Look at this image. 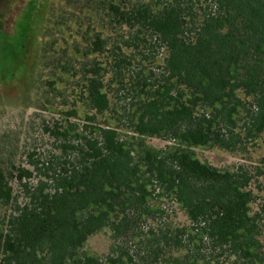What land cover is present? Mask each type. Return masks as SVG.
<instances>
[{
  "label": "trees",
  "instance_id": "obj_1",
  "mask_svg": "<svg viewBox=\"0 0 264 264\" xmlns=\"http://www.w3.org/2000/svg\"><path fill=\"white\" fill-rule=\"evenodd\" d=\"M205 1L215 12L194 23L192 37L179 1L141 3L130 11L108 4L123 23L138 20L163 40L164 80L153 82L154 71L142 75L145 96L129 112L136 142L109 125L86 124L68 146L72 155L41 168L36 163L42 177L34 185L22 182L24 202L0 168V203L13 206L0 225V264H141L126 250L104 260L84 247L104 227L119 237L134 219L156 215L151 199L160 195L179 203L191 225L148 240L151 263L170 247L173 264H212L208 243L214 251L229 250L234 264H264L260 222L250 214L252 176L243 167L219 168L196 152L199 146L235 150L264 132V0ZM92 43L94 51L105 49L99 34ZM85 68L87 105L96 111L87 117L95 122L110 100L100 66ZM60 135L71 141L69 129ZM154 136L170 143L152 146L147 138ZM21 171L20 181L32 176ZM174 250L182 255L174 257Z\"/></svg>",
  "mask_w": 264,
  "mask_h": 264
},
{
  "label": "rangeland",
  "instance_id": "obj_2",
  "mask_svg": "<svg viewBox=\"0 0 264 264\" xmlns=\"http://www.w3.org/2000/svg\"><path fill=\"white\" fill-rule=\"evenodd\" d=\"M173 1L184 6L189 28L186 36L190 37L195 34L191 31L194 23L216 9L205 0H0V168L19 202L25 201L22 182L34 185L42 177L36 163L41 168L52 158L72 155L68 146L76 142L77 132L86 124L109 125L123 138L137 141L129 129V112L135 110L132 103L145 96L142 75L154 71L153 82H163L167 47L148 25L135 19L133 25L123 23L108 4L130 11L141 3L165 5ZM97 34L106 41L103 51H94L92 42ZM93 64L101 68L110 100V108L97 113L95 122L87 117L96 111L87 105L84 75L85 67ZM64 129H69V142L60 135ZM147 142L157 148L170 143L155 136ZM196 152L201 160L219 168L243 167L250 173L248 186L254 193L250 214L260 222L264 252V132L235 150L199 146ZM21 169L32 173L30 179L20 181ZM151 204L158 211L156 215L134 219L119 237L104 227L88 238L84 249L104 260L126 250L141 264H173L170 247L163 249L160 261L151 263L148 242L164 229L188 227L191 221L171 197H153ZM12 208V204L0 203V225ZM204 250L212 264L217 260L234 264L236 256L229 250L214 251L208 243ZM172 254L182 255L175 250Z\"/></svg>",
  "mask_w": 264,
  "mask_h": 264
}]
</instances>
